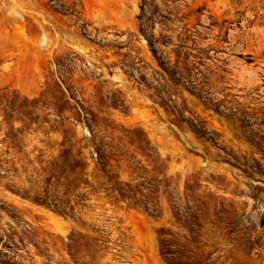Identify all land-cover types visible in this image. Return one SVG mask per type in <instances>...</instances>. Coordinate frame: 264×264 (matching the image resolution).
I'll list each match as a JSON object with an SVG mask.
<instances>
[{
    "label": "rangeland",
    "instance_id": "374dc122",
    "mask_svg": "<svg viewBox=\"0 0 264 264\" xmlns=\"http://www.w3.org/2000/svg\"><path fill=\"white\" fill-rule=\"evenodd\" d=\"M0 264H264V0H0Z\"/></svg>",
    "mask_w": 264,
    "mask_h": 264
}]
</instances>
